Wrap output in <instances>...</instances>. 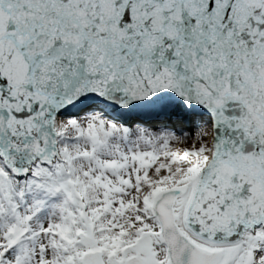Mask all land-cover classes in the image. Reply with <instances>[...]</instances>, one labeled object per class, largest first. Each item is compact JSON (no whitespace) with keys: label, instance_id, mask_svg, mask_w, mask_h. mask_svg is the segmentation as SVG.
<instances>
[{"label":"snow or ice","instance_id":"snow-or-ice-1","mask_svg":"<svg viewBox=\"0 0 264 264\" xmlns=\"http://www.w3.org/2000/svg\"><path fill=\"white\" fill-rule=\"evenodd\" d=\"M0 264H264V0H0Z\"/></svg>","mask_w":264,"mask_h":264}]
</instances>
